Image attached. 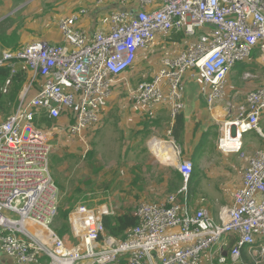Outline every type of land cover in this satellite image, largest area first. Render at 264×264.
<instances>
[{
  "label": "built area",
  "instance_id": "1",
  "mask_svg": "<svg viewBox=\"0 0 264 264\" xmlns=\"http://www.w3.org/2000/svg\"><path fill=\"white\" fill-rule=\"evenodd\" d=\"M106 1L97 0L100 5ZM119 1L131 4L132 12H113L109 30L89 35L75 29L81 15L87 14L81 10L61 21V44L35 41L22 48H0V68L10 65L14 74L23 64L29 73L18 109L0 117L2 250L17 264H45V258L48 264H202L206 251L229 239L235 244L229 258L220 249L216 256L220 264H245L244 251L255 264H263L264 148L250 157L242 155L248 165L242 184L233 204L222 207L217 220L192 205L188 185L194 166L173 142L183 187L163 202L140 203L135 213L138 224L123 240L106 233L103 217L111 213L99 205L75 207L68 219L70 233L64 237L53 228L60 200L50 172L52 147L45 123L66 118L70 133L85 135L102 122L113 87L137 65L142 52L157 47L162 36L197 39L164 54L153 81L137 87L135 102L150 115L162 104L169 106L173 119L184 111L188 72L200 81L213 107L226 101L234 67L250 61L264 66V0ZM255 50L260 55L253 60ZM241 79L254 88L242 102H227L231 119L221 125L218 141L225 155L239 153L243 147L239 142L250 132L264 143V77L251 70ZM36 83L39 92L27 101ZM228 142L235 145L229 147Z\"/></svg>",
  "mask_w": 264,
  "mask_h": 264
},
{
  "label": "crops",
  "instance_id": "2",
  "mask_svg": "<svg viewBox=\"0 0 264 264\" xmlns=\"http://www.w3.org/2000/svg\"><path fill=\"white\" fill-rule=\"evenodd\" d=\"M81 10H86L87 14L81 15L75 25V29L93 35L98 31H106L110 29L111 15L113 12H132V7L131 4H123L119 0H107L101 5L98 4L97 0H0V23L9 20L10 24L7 28L9 29V33L17 31V36L19 35V41L16 45L17 47L35 41L61 44L64 41L59 27L61 21L71 17L73 14L78 13ZM173 36V38L162 36L160 41L156 42L157 47L162 48L163 45H170L175 42L178 44L179 40H177V36H180L181 38V35ZM172 39L174 41H171ZM167 40L171 42L165 44V41ZM0 48L5 49L1 46ZM161 57L160 53L155 55L153 59H146L147 61L145 63H141L139 66L137 65L138 67L135 65L136 68L134 71L130 72L131 69L127 74H124L120 78V81L114 86L112 94L108 99L107 105L103 111V119L101 122L104 124L101 129V135L108 132L109 129H112L116 134H119L116 138L119 141L118 147H125L122 144H124L125 141L131 140V138H127V136L132 134V130H135L133 139L135 140V143H138L136 146L126 145L127 149L131 147L135 152L136 149H142L141 147L137 148L138 145H143L145 150H149L154 156L159 153L156 158L159 163L165 167V170H168V176L159 179L160 184H165L164 194L166 197L158 202H163L169 195L176 193L170 191V184L178 183L173 172H179L177 169L178 160L175 157V148L173 146V142H176L173 139L171 132L176 119L172 118L169 106L162 104L153 114L151 113L150 115L146 113L147 116H150L154 120V124L151 125L149 123L150 121L148 122L143 114V112H145L144 108L137 107L138 105L135 103V92L140 83L137 86L132 87L130 81L135 83V80L137 81V79L139 80L140 78V80L148 79L143 82L153 81L161 67ZM248 63L251 64L252 61ZM258 65H256V63L254 64L256 67H259ZM145 73H147V76H145ZM139 74L140 76H138ZM192 76L193 72H188L184 80L185 109L180 115H184L186 119V130L182 142L176 144L182 149L183 159L188 157L196 165V168L194 169L195 175H193L192 180L195 185L194 191L192 193L190 191L192 205L197 208L201 207L206 209L208 213L217 220L220 209L233 204V195L242 184L243 173L247 168V161L242 158V155L246 153V157H250L254 152L253 148H257L258 150L260 147L262 149L264 148V143L260 137L255 134L259 137L260 144L255 147L248 144L246 147L244 142L245 134L242 139L243 144L239 142V146H243L239 153L229 155L223 154L218 149V141L221 137V125L228 119H231V115L227 112L226 101H228L229 93L233 95L235 89L229 86L226 94V101L210 107L207 99L202 93V84ZM233 76L236 77V74L234 73ZM253 88L254 86L252 85V89ZM39 89L40 83H36L34 89L31 90L28 95L33 92L32 98L35 97L38 94ZM123 91L130 94V106H125L126 103H124V100L126 99L121 98ZM247 93L248 92L244 94L238 91L234 94V97L236 96V99L241 98V101L238 102L240 103L244 100ZM236 99L234 98V100ZM60 122L66 124L67 119L62 118ZM63 133L65 132L59 134L62 135ZM118 141L116 142L118 143ZM153 141H160L162 145H166V147L170 148L173 152V157L170 155V157L165 159L160 146L157 144L155 146L158 153H156L155 149L151 147ZM134 142L132 144H134ZM205 147L211 149L209 155L206 153L207 149H205ZM199 150H201V155L198 153ZM257 150H255V152ZM239 154H242V160H240V158L230 159L231 155ZM201 158L202 161L210 158L211 163L213 162V164L209 165L208 170L199 169L201 168V165L198 167L197 163L200 162ZM161 159H163V161H161ZM147 166L148 169H151L149 165ZM137 168H139V165H135V169ZM203 172H209V174H207V178L210 181L208 184L210 183L213 187V191L219 193L221 196L214 195L213 193L207 194L202 191ZM225 172L227 174L232 173V175H226ZM235 181L238 183V186L236 190H233V184ZM229 182L232 183L227 185ZM134 183H137L136 179L134 180ZM96 205H99V207H106L111 214L122 215L129 210H132L133 214L136 213V210L126 209L127 207H121L118 213H116L113 211L112 206L108 203V199L106 198L101 199ZM0 264H17L12 257L8 256L2 250L1 246Z\"/></svg>",
  "mask_w": 264,
  "mask_h": 264
},
{
  "label": "rangeland",
  "instance_id": "3",
  "mask_svg": "<svg viewBox=\"0 0 264 264\" xmlns=\"http://www.w3.org/2000/svg\"><path fill=\"white\" fill-rule=\"evenodd\" d=\"M9 24V20H5L0 23V27L7 29ZM200 34L201 31H199L198 36ZM172 36L173 34L167 38H173L174 36ZM196 39L197 36L190 38L181 35L178 44L175 42L170 45H163L162 48L151 46L149 50L140 54L137 65L139 66L141 63H145L147 61L146 59H153L155 55H158L163 51L164 53H161V56L168 52L184 49L187 47L189 41ZM171 41L174 40L172 39ZM24 46H20V48ZM259 55V51L255 50L251 58L256 60ZM136 66L130 72L134 71ZM251 70L255 74H258L261 79L264 77V68L256 67L254 64L240 63L234 67V72L229 76L230 83L227 86L233 87L235 91L233 92V95L229 93L228 101H234L236 104L241 101V98L234 100V94L236 92L239 91L245 94L252 89L251 84H247L241 79L244 72ZM234 73L236 74V77L233 76ZM138 76H140V74ZM145 76H147V73H145ZM140 79H137V81L135 80V83L130 81L132 87L148 80ZM32 96L33 92L28 95L26 100L29 101ZM121 98L126 99L124 100V103H126L125 106H130V94L128 92L123 91ZM30 110L33 112L38 111L36 108H31ZM143 114L148 120L149 116H147L145 112H143ZM103 125V123H98L89 128L85 135L76 136L70 133L66 128V124L60 121L57 123L51 121L45 123L44 130L50 134L49 138L51 141L49 143L52 147L50 155V172L59 188L60 203L66 202L64 205L65 208L71 206L92 207L96 205V203H99L101 199L106 198L108 199V203L112 206L113 211L118 213L121 207L137 210V207L142 202L156 203L163 200L166 197L164 194L165 184H160L159 179L168 176V170H165V167L157 160L156 156L158 157L159 153L155 146L156 144H161V142H155L154 144L155 152L158 153L156 156L150 153L149 150H145L143 145H138L137 148L141 147L142 149H136L134 152L131 147L127 149V146L137 145L138 142L135 143V140L133 139L135 130H132V134L127 136V138H131V140L125 141L124 144H122L125 147L122 148L118 147L119 141L116 139L119 134H116L112 129H109L108 132L101 135ZM52 128H58V130L55 132ZM62 132L65 133L62 135L59 134ZM116 141H118V143ZM133 142L134 144H132ZM244 142L246 147L248 144L255 147L260 144V139L255 133H248L244 137ZM159 146L162 147V145ZM205 149H207L206 153L209 155L211 149L206 147ZM260 149L261 148L259 147L258 150ZM255 150H257V148H253L254 152ZM198 153L201 155V150H199ZM241 155H231L230 159L240 158V160H242L243 157L241 158ZM244 155L247 156L246 153H244ZM163 157H165L164 154ZM185 159L190 160L192 164H194L190 158L185 157ZM161 161H163V159H161ZM210 164H213V162L211 163L210 158L204 159L203 161L201 158L200 162L197 163L198 167L201 165V168H199L200 170H208ZM135 165H139V168L135 169ZM147 165H149L151 169H148ZM245 173L246 169L243 174L245 175ZM207 174H209V172H203L202 191L207 194L213 193L214 195L221 196L219 193L213 191V187L210 183L208 184L210 181L207 178ZM225 174L232 175V173L227 174L226 172ZM135 179L137 183H134ZM231 183L232 182H229L227 185ZM234 184L233 190H236L238 183L235 181ZM83 202H86V205L83 204ZM89 204L90 206H88ZM63 223L64 221L61 219L59 220L57 216L53 224L55 231H57ZM220 243L204 253L202 264H220L217 258L213 256V253L217 250ZM229 246V241H225L222 245V248L225 249V255L226 252H230L228 250ZM227 257L229 258V255ZM120 264H124V262Z\"/></svg>",
  "mask_w": 264,
  "mask_h": 264
},
{
  "label": "trees",
  "instance_id": "4",
  "mask_svg": "<svg viewBox=\"0 0 264 264\" xmlns=\"http://www.w3.org/2000/svg\"><path fill=\"white\" fill-rule=\"evenodd\" d=\"M177 40H180V36H177ZM18 41L19 35L17 36V31L9 33V29H4L0 27V46L2 48H20L19 46H16L18 44ZM9 80L11 81V84L7 86V81ZM28 82V69L23 64H20L17 67L16 72L14 74L12 73L10 65L0 68V117L7 118L13 112H15V110L20 104V96ZM5 90H7L6 93ZM148 118V122L150 121L149 123L151 125L154 124V120L150 116ZM175 119V124L173 126V129L171 130L172 137L176 143H181L186 130V119L184 115H178ZM193 165L195 169L196 165ZM173 174L176 177L178 183L170 184V191L178 192L183 187V177L179 172L174 171ZM193 175H195V172L193 173ZM192 180L193 176L188 185L189 194L190 191L191 193L194 191L195 185ZM65 204L66 202L60 203L58 212V219L64 221L63 225L59 229H57V232L61 237H64L65 235L70 233V228L68 226L69 214L73 209H75V206L65 208ZM83 204L86 205V202H83ZM88 206H90V204ZM137 224V217L135 216V214H133L132 210L126 211L122 215L112 213L103 217V226L106 233L119 240H123L126 237V234L130 230H132ZM234 244L235 241L230 242V246L228 247L229 251ZM226 255L228 256L229 252H226ZM47 261L48 259L45 258V264H48ZM243 261L245 264H255V261L248 257L245 251L243 252Z\"/></svg>",
  "mask_w": 264,
  "mask_h": 264
},
{
  "label": "bare ground",
  "instance_id": "5",
  "mask_svg": "<svg viewBox=\"0 0 264 264\" xmlns=\"http://www.w3.org/2000/svg\"><path fill=\"white\" fill-rule=\"evenodd\" d=\"M223 102H225V101H223ZM229 102V101H228ZM220 103V102H219ZM226 103H227V101H226ZM235 103V102H234ZM236 104H238V103H236ZM255 133V132H254ZM256 134V133H255ZM155 142H160V141H153V143L151 144V147H153V149H154V144H155ZM158 145H162V143L161 144H158ZM227 145L229 146V147H233V144L232 143H227ZM160 149L163 151V154L165 155V159H167L168 157H170V155L173 157V152H172V150H170V148H168V147H166V145H162V147H160ZM248 166V165H247ZM30 230L32 231V232H34L35 230H36V228L35 227H31L30 228ZM225 241H229L230 242V240L229 239H225L223 242H222V244L221 245H219V247L217 248V250L214 252V256L216 257L218 254H219V251H220V249H222V252H223V254L225 255V249H223L222 248V245H223V243L225 242ZM231 251V250H230ZM226 256V255H225ZM229 257H230V252H229Z\"/></svg>",
  "mask_w": 264,
  "mask_h": 264
}]
</instances>
